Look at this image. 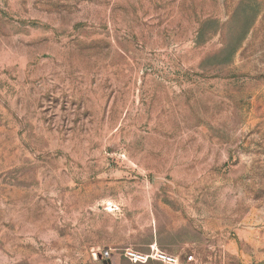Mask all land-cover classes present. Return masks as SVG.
I'll list each match as a JSON object with an SVG mask.
<instances>
[{
	"label": "rangeland",
	"instance_id": "1",
	"mask_svg": "<svg viewBox=\"0 0 264 264\" xmlns=\"http://www.w3.org/2000/svg\"><path fill=\"white\" fill-rule=\"evenodd\" d=\"M152 243L264 264V0H0V264Z\"/></svg>",
	"mask_w": 264,
	"mask_h": 264
},
{
	"label": "built area",
	"instance_id": "2",
	"mask_svg": "<svg viewBox=\"0 0 264 264\" xmlns=\"http://www.w3.org/2000/svg\"><path fill=\"white\" fill-rule=\"evenodd\" d=\"M108 255L107 251H105ZM122 256L133 263H146L149 261H159L165 264H179V259L177 256L167 253L161 250L156 243L149 245L146 252H141L130 247L122 249ZM187 259H192V255H188Z\"/></svg>",
	"mask_w": 264,
	"mask_h": 264
},
{
	"label": "water",
	"instance_id": "3",
	"mask_svg": "<svg viewBox=\"0 0 264 264\" xmlns=\"http://www.w3.org/2000/svg\"><path fill=\"white\" fill-rule=\"evenodd\" d=\"M103 254H100V256H102ZM104 255H107L106 252H104ZM104 264H106V261H104Z\"/></svg>",
	"mask_w": 264,
	"mask_h": 264
}]
</instances>
